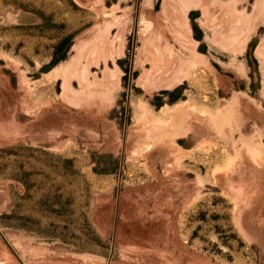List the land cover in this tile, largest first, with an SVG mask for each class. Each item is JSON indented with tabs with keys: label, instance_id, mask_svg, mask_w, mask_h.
<instances>
[{
	"label": "rangeland",
	"instance_id": "rangeland-1",
	"mask_svg": "<svg viewBox=\"0 0 264 264\" xmlns=\"http://www.w3.org/2000/svg\"><path fill=\"white\" fill-rule=\"evenodd\" d=\"M0 230V264H264V0H0Z\"/></svg>",
	"mask_w": 264,
	"mask_h": 264
},
{
	"label": "water",
	"instance_id": "water-1",
	"mask_svg": "<svg viewBox=\"0 0 264 264\" xmlns=\"http://www.w3.org/2000/svg\"><path fill=\"white\" fill-rule=\"evenodd\" d=\"M0 232H1V230H0ZM5 238V237H4ZM6 239V238H5Z\"/></svg>",
	"mask_w": 264,
	"mask_h": 264
},
{
	"label": "bare ground",
	"instance_id": "bare-ground-1",
	"mask_svg": "<svg viewBox=\"0 0 264 264\" xmlns=\"http://www.w3.org/2000/svg\"><path fill=\"white\" fill-rule=\"evenodd\" d=\"M258 172V171H257Z\"/></svg>",
	"mask_w": 264,
	"mask_h": 264
}]
</instances>
